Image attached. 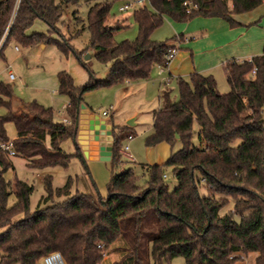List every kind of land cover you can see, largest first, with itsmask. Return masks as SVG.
Returning a JSON list of instances; mask_svg holds the SVG:
<instances>
[{"label":"trees","instance_id":"obj_1","mask_svg":"<svg viewBox=\"0 0 264 264\" xmlns=\"http://www.w3.org/2000/svg\"><path fill=\"white\" fill-rule=\"evenodd\" d=\"M78 1L0 0V59L10 41L24 46L52 42L66 53L67 40L28 29L40 19L55 32L65 6ZM262 1L148 0L132 14L137 37L121 42L115 41V33L124 25L110 24L111 3L93 5L87 47L100 61L110 63L106 77L91 73L77 86L66 70L56 73L57 92L68 99L67 122L56 120L52 107L35 100L14 110L12 86L0 81V106L6 109L0 115V144L10 140L5 124L11 122L16 131L11 140L14 155L24 158L27 167H66L74 154L60 144L75 136L74 119L83 94L147 80L156 66L168 65L166 54L175 46L152 37L166 17L185 22L216 16L236 25L232 14L250 11ZM82 52L76 53L78 58ZM226 70L228 92L219 90L213 75L200 72L177 78V100L171 99L170 90L164 91L163 106L154 111L153 131L145 143L166 141L172 153L163 164H143L144 183L132 166L118 170L132 130L129 125H114L106 197L73 192L72 176L54 187L48 173L43 176L45 194L30 210L33 185L4 177L13 163L0 148V264H37L55 250L66 264H102L114 250L121 257L109 264H170L177 256L187 264H235L240 256L234 254L250 252L257 253L255 264H264V52L251 60L230 59ZM165 166L173 167L177 180L173 189L165 181ZM11 194L15 202L8 205Z\"/></svg>","mask_w":264,"mask_h":264},{"label":"rangeland","instance_id":"obj_2","mask_svg":"<svg viewBox=\"0 0 264 264\" xmlns=\"http://www.w3.org/2000/svg\"><path fill=\"white\" fill-rule=\"evenodd\" d=\"M130 1L132 2V6L126 10H122L121 7L129 2L127 0H79L75 4H68L65 6L64 12L57 22V29L55 32L48 31L46 24L42 20L37 19L34 21V25H32L33 28L29 33L44 32L52 38H61L63 41L67 40L66 42L70 49L66 53H62L56 44L52 42L24 46L10 41L3 50L5 61L0 59V81L10 83L13 94L18 99L26 102L35 100L44 106L52 107L55 119L61 120L65 117L63 103L67 101V97L57 92L56 73L59 70H66L72 76L74 84L79 86L88 81L91 73L98 79L105 78L106 72L110 68V63L100 61L95 56V50L91 47H87L90 36L88 27L90 8L98 3L103 5L110 2V24L114 25L119 21L124 25L123 28L117 30L115 33V41L121 42L125 39L133 40L138 35V24L133 19L132 14L135 9L148 5L149 3L148 0L141 4L134 3V0ZM256 24L257 22L252 25ZM35 27H41L43 30H37ZM174 35L175 33L171 23L168 18H166L163 25L154 31L152 37L156 40L165 41L172 38ZM15 46L18 47V51L15 50ZM85 50L87 51L85 52ZM79 52H82L80 58L76 55V53ZM86 54H89L90 57L84 58ZM8 71L16 76L14 80L8 79ZM153 77L154 75L152 73L151 78ZM217 82L221 92L225 93L230 90V85L226 78H218ZM125 84L126 82L120 85L100 87L87 91L83 94V101L91 105L93 111L98 114L101 113L102 110H108L111 104H114L115 110H113L112 114L115 116L116 113L120 114L126 118L127 123L133 117H137V126L135 127L137 135L130 141L132 152L136 156V162H130L121 152L122 161L120 164H124L123 166H125V168L132 166L140 182L144 183L147 179V174L143 169V164H151L148 153L150 146H147L145 141L147 136L151 133V125L153 123L152 112L160 106L159 92L157 90L158 86H152L148 81H141L139 83L131 82L126 89L124 87ZM172 87L176 91L178 83L173 82ZM12 108L17 110V104L12 102ZM5 113L6 109L0 106V115H4ZM262 117L264 119V107L262 110ZM198 128V123L195 122V131H197ZM5 130L9 139L15 138L16 131L13 123H6ZM67 140L70 139L64 141L67 142ZM70 142L72 144L71 140ZM195 142H198L197 136H195ZM126 144H128V141H124L123 151L125 150L124 146ZM62 146L66 151L69 150L67 144H63L62 142ZM179 147H181L180 143L176 148ZM4 156L8 158L6 154H4ZM9 159L13 163V168L6 170L4 177L10 180L18 178L33 185V191L29 198L30 210H34L37 207L39 200L45 194L43 176L47 173L52 175V185L54 187L61 186L67 179L64 178V175L69 173L70 176L75 178L71 190L74 192L76 188H82L83 182L80 171L84 168L79 158L72 157L66 168L57 166L60 172L59 174L49 172L52 170L50 169L51 167L39 170L31 169L27 167L25 159L17 155L9 156ZM164 174H166V183L169 185L170 189H173L177 185L173 167L165 166ZM201 191H205L203 187ZM62 198L63 197H54L53 200L57 201ZM14 202L15 196L11 194L8 197V205H12ZM231 206L230 204L223 211L230 209ZM234 255L240 256L235 264H255L257 253H236ZM120 257L121 252L115 250L109 251L105 256L106 260L102 264H109L112 261L120 259ZM37 264H43L41 258L37 261ZM170 264L187 263L184 257L177 256Z\"/></svg>","mask_w":264,"mask_h":264},{"label":"crops","instance_id":"obj_3","mask_svg":"<svg viewBox=\"0 0 264 264\" xmlns=\"http://www.w3.org/2000/svg\"><path fill=\"white\" fill-rule=\"evenodd\" d=\"M232 16L237 21L236 25H231L227 19L216 16H196L185 22L174 21L172 18L166 17L170 21L175 33L172 38L168 39V43L173 44L177 48V53L167 66L163 68L156 66L154 68L153 78L150 77L147 80H142L150 82L152 86H158L157 90L159 92L160 106L157 109L163 106V95L166 90L171 91V99L173 101L178 99V87L176 91L172 87V83L177 82L178 77H188L193 72H200L203 74H211L216 80H218V78H226L228 82L226 70V62L228 60L236 59L238 61H243L264 52V0L256 8L246 12L234 13ZM256 22V25H252ZM32 28L33 26L29 28L28 32H30ZM35 29L43 30L41 27H35ZM180 35H182V37H180ZM15 50L18 51L19 49L15 48ZM87 50H85V52ZM108 71L106 72V75L108 74ZM9 72L10 71H8V79L14 80L16 76L14 75V78H10ZM131 82L133 81L126 82L124 87L127 89ZM139 82L141 81L134 83ZM12 102L17 104V110L24 109V106L27 103L15 96ZM67 104L68 99L63 103L64 111ZM80 105L84 108L83 112L87 111L90 116H92V113H95L91 105H88L83 100ZM111 106L112 108H109V113L104 115V110H102L101 113H99V118L106 120L108 127H111L112 135L114 125H129L131 127L133 138L127 139L126 141H128L129 144V153H131L134 158L130 159L127 156L126 158L129 159L130 162L135 163L136 156L132 152L130 141H132L137 135L135 129L137 126V117L130 119L133 123L128 124L126 118L120 114L116 113V116L112 114L115 107L114 104H111ZM157 109L153 110L152 118L154 117V111ZM65 119H68L66 111L65 117L61 120ZM152 131L153 123L150 132ZM89 135L87 141H81V144H86L83 148H78V143L76 144L73 138H69L72 141V144L70 140H67V142H65L66 140L63 141V144L65 143L67 144V147H69V150L67 151L74 154L73 157L79 158L84 168L80 171L83 182L82 188H76L75 191L99 193L102 197H106L108 194L107 184L112 176V154L110 160H102L100 158L99 149L101 143L93 139L95 137H93L92 134ZM60 147L65 150L62 143L60 144ZM148 153L151 164H163L170 157L172 146L168 142L163 141L155 146H150ZM123 165L124 164H120L118 170L124 169L125 166ZM50 169L52 170L49 172L56 174L60 173L57 166H53ZM68 176H70L69 173L64 175V178H67Z\"/></svg>","mask_w":264,"mask_h":264},{"label":"water","instance_id":"obj_4","mask_svg":"<svg viewBox=\"0 0 264 264\" xmlns=\"http://www.w3.org/2000/svg\"><path fill=\"white\" fill-rule=\"evenodd\" d=\"M90 55L86 54L84 58H89ZM84 108L79 104L76 109V115L74 119V142L78 145L77 147H85L86 144H81V141H87L89 134H92L93 139L99 141L100 144V158L102 160H110L113 151L114 137L112 135L111 127L109 128L106 124L105 119H100L98 113L90 114L86 111L83 112ZM91 117V118H90ZM132 120L128 124H132ZM178 137V134H177Z\"/></svg>","mask_w":264,"mask_h":264},{"label":"built area","instance_id":"obj_5","mask_svg":"<svg viewBox=\"0 0 264 264\" xmlns=\"http://www.w3.org/2000/svg\"><path fill=\"white\" fill-rule=\"evenodd\" d=\"M129 2L125 3V5L123 7H121L122 10H126V9H129L131 6H132V2L130 0H127ZM146 0H134V3H138V4H141V3H144ZM16 49H18L17 46H15ZM177 53V48L176 47H171L168 49V52L166 54V57H167V60L168 62H170L174 56L176 55ZM248 60H251V58H248ZM161 68L165 67V66H162V65H159ZM257 70V67H255L253 70H252V73H255ZM9 77L10 78H14V74L9 72ZM112 108V106H111ZM109 113V109L108 110H104L103 111V114L104 115H107ZM64 122H67V120H63ZM133 138V135L130 134L128 136V139H132ZM0 148L2 150H4L5 152H7L9 155H14V150H13V145H12V142L11 141H8L6 143H2L0 144ZM124 151H123V148L121 150V152L127 156L128 158L130 159H133V155L131 153H129V144H126L124 146ZM42 262L43 264H66L65 263V260L63 259L61 253L57 250L55 251H51V252H48L46 254H44L42 257Z\"/></svg>","mask_w":264,"mask_h":264}]
</instances>
